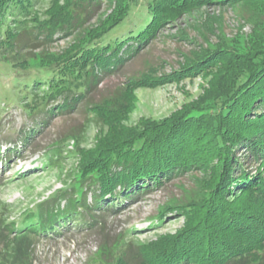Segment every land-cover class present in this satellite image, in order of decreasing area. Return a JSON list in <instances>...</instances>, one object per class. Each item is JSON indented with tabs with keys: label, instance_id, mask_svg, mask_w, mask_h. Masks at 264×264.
<instances>
[{
	"label": "trees",
	"instance_id": "obj_1",
	"mask_svg": "<svg viewBox=\"0 0 264 264\" xmlns=\"http://www.w3.org/2000/svg\"><path fill=\"white\" fill-rule=\"evenodd\" d=\"M40 1L0 0V64L13 76L0 85L11 84L15 96L24 92L23 98L30 97L24 100L25 110L32 114L41 109L42 122L75 109L104 75L144 48L166 22L193 8L241 5L250 11L247 17L241 15L250 29L232 39L218 36L214 47L200 46L182 69L161 75L145 72L89 102V111L103 128L92 147L77 148L81 157L73 175L76 191L59 197L65 198L63 207L37 206L18 221H8V206L0 210V264H28L33 238L78 220L81 208L114 212L120 208L115 198L142 193L148 182L159 187L192 169L201 171L196 190L156 214L160 221L168 213L181 215L182 225L129 245L118 240L110 255L95 260L264 264V0H50L43 9L38 8ZM58 33L70 39L62 49L50 50ZM209 70L211 85L196 100L160 119L126 123L135 106L134 89ZM37 131L30 129L23 142L32 141ZM243 145L245 158L237 155ZM4 151L1 166L14 152L12 147ZM62 153L53 150L42 160L61 159ZM249 157L258 162L254 170L245 167ZM87 189L93 190L92 203H87Z\"/></svg>",
	"mask_w": 264,
	"mask_h": 264
},
{
	"label": "rangeland",
	"instance_id": "obj_2",
	"mask_svg": "<svg viewBox=\"0 0 264 264\" xmlns=\"http://www.w3.org/2000/svg\"><path fill=\"white\" fill-rule=\"evenodd\" d=\"M49 1L41 0L38 8H45ZM249 12L241 5L207 4L166 22L144 48L128 58L115 72L104 75L75 109L56 112L47 122H42L45 114L41 113V109L32 114L26 112L24 100L29 101L30 97L23 98L24 92L15 96L11 84L0 85V152L7 155L4 150L8 147L14 151L7 163L3 166L0 163V210L8 206L9 209L5 210L8 221L20 220L24 212L37 206L46 208L58 204L63 207L65 198L59 197L76 191L73 175L81 157L77 148L86 150L92 147L97 132L103 128L89 111V102L99 101L112 93L115 87L123 86L129 79L145 72L161 75L182 69L194 58L200 46L205 47L208 43L214 47L218 36L232 39L239 31H249V23L241 19V15L247 17ZM135 13L132 14L133 22L138 20ZM62 37L60 33L55 34L49 49L56 51L65 47L70 37ZM23 69L22 73L27 76L28 70ZM12 77L6 75L0 64V82L8 84ZM210 79L213 80L212 70L184 75L153 88L134 89L135 106L126 123L133 125L143 118L160 119L172 114L205 94L211 85ZM32 128L38 130L33 135L34 139L29 143L23 142ZM14 142H17L16 146ZM53 150L62 151L63 158L50 162L42 160ZM247 154L245 145L238 148L239 157L245 158ZM244 160L248 170H254L258 165L250 157ZM197 177H201V171L192 169L165 180L159 187L148 182L149 188L142 193L115 198V204L120 208L114 212L105 213L99 208L84 212L81 208L78 220L67 221L56 233L33 238V251L28 264H100L95 259L110 255L114 242L118 240L129 245L132 241H144L161 233L174 232L182 225L183 216L168 213L160 221L156 214L170 201L184 199L196 190ZM92 193L93 190L87 189V203L93 202ZM95 220L94 226L87 225ZM151 222L155 224L151 225Z\"/></svg>",
	"mask_w": 264,
	"mask_h": 264
}]
</instances>
